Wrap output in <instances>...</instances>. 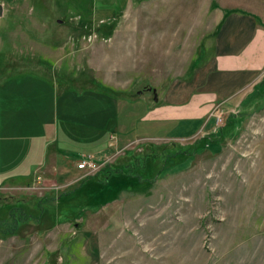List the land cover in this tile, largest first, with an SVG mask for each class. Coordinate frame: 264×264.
Returning <instances> with one entry per match:
<instances>
[{"label":"rangeland","instance_id":"374dc122","mask_svg":"<svg viewBox=\"0 0 264 264\" xmlns=\"http://www.w3.org/2000/svg\"><path fill=\"white\" fill-rule=\"evenodd\" d=\"M242 2L0 0V92L30 76L73 97L92 91L131 102L154 100L155 90L158 99L206 67L219 10L252 9ZM263 91L264 80L249 105L219 127L213 120L216 142L138 139L99 161L157 153L152 180L136 171L142 179L103 183L76 161L0 186V264H264ZM176 151L187 158L162 169L159 159ZM42 198L54 200L39 221H10L7 206L34 210Z\"/></svg>","mask_w":264,"mask_h":264},{"label":"crops","instance_id":"0c3cea01","mask_svg":"<svg viewBox=\"0 0 264 264\" xmlns=\"http://www.w3.org/2000/svg\"><path fill=\"white\" fill-rule=\"evenodd\" d=\"M240 2L252 9L219 10L206 67L157 102L92 91L73 97L30 76L7 81L0 92V186L29 184L46 169L74 168L86 157L104 162L125 142L209 137L214 105L223 103L229 115L245 108L264 78V0Z\"/></svg>","mask_w":264,"mask_h":264},{"label":"trees","instance_id":"16d2710c","mask_svg":"<svg viewBox=\"0 0 264 264\" xmlns=\"http://www.w3.org/2000/svg\"><path fill=\"white\" fill-rule=\"evenodd\" d=\"M264 80V78L262 79ZM264 93V91H263ZM264 95V94H263ZM222 130V129H221ZM220 130V131H221ZM221 137H219L218 135H214V136H209L207 138H203L200 141L197 142L198 145H200L201 147L203 145H208L209 143H213L218 141V139H220ZM187 153L185 152H181V151H176V152H172V153H168L164 159L161 161L159 159V162H163V166L162 169H166L168 166L167 163H169V161L171 162V165L175 164V160H183V158H187ZM158 156L157 153H149L143 156H132L130 157L125 163L122 164H117V165H105L99 172V174H97V176L93 177L95 178V180H99V182H106L108 183L110 178L113 177L114 175H120V176H124L126 177V179H142L143 177L141 176H135L132 175L133 173H136V171H141V173H145V175L147 176L146 180H152L153 179V167L155 165H157L158 163ZM177 163V162H176ZM159 165V164H158ZM160 173V172H159ZM159 173H157L156 175H158ZM154 175V176H156ZM69 193H64L62 195H60V199L67 196ZM53 198H42L39 201H37L34 205V210H31L30 207L26 204H18L16 206H12L9 205L6 208L9 209V219L10 221H14V223L16 225H18L19 222L21 221H28L30 219L36 218L37 221L40 220L41 215L43 213L44 210V205L47 203H50L51 201H53ZM17 216V217H16ZM16 217V218H15ZM17 218H21V219H17Z\"/></svg>","mask_w":264,"mask_h":264},{"label":"built area","instance_id":"2783aa9c","mask_svg":"<svg viewBox=\"0 0 264 264\" xmlns=\"http://www.w3.org/2000/svg\"><path fill=\"white\" fill-rule=\"evenodd\" d=\"M232 113V112H231ZM228 112L224 109L222 104H217L209 114V118H212L215 122L216 127L221 126L225 119L228 117ZM77 169L84 172V176L97 175L103 168V164L93 160L92 158H83L76 165Z\"/></svg>","mask_w":264,"mask_h":264},{"label":"water","instance_id":"95a60500","mask_svg":"<svg viewBox=\"0 0 264 264\" xmlns=\"http://www.w3.org/2000/svg\"><path fill=\"white\" fill-rule=\"evenodd\" d=\"M2 11H3V8L0 5V16L2 15ZM153 94H154V102H157V96H156L155 90H153Z\"/></svg>","mask_w":264,"mask_h":264}]
</instances>
